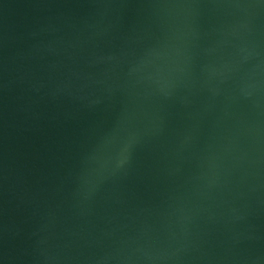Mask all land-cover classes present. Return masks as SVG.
Here are the masks:
<instances>
[{
	"label": "water",
	"instance_id": "95a60500",
	"mask_svg": "<svg viewBox=\"0 0 264 264\" xmlns=\"http://www.w3.org/2000/svg\"><path fill=\"white\" fill-rule=\"evenodd\" d=\"M0 264H264V0H0Z\"/></svg>",
	"mask_w": 264,
	"mask_h": 264
}]
</instances>
